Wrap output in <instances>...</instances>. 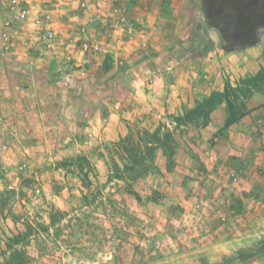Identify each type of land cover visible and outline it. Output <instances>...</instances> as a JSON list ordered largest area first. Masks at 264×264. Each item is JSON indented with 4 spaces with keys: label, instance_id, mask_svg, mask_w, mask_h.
<instances>
[{
    "label": "rangeland",
    "instance_id": "obj_1",
    "mask_svg": "<svg viewBox=\"0 0 264 264\" xmlns=\"http://www.w3.org/2000/svg\"><path fill=\"white\" fill-rule=\"evenodd\" d=\"M176 1L177 20L191 23L181 22L176 28L178 63V57L186 58L184 54L193 47L192 36L211 35L205 26L203 0ZM83 3L79 0L70 9L72 15L68 14L84 25L80 30L74 27L63 43L57 40L54 27L51 43L42 38L48 26L43 25L42 32L20 27L19 32L27 33L37 51L39 41L54 50L53 70L36 80L56 86L39 89L38 96H56L61 103L69 100L75 108L99 116L100 133L95 138L77 132L69 138L59 132L40 137L36 136L40 126L33 131L22 127L10 150L3 144L12 139L0 128L2 264H224L232 259L264 258V234L254 235L252 229L253 210L264 204V141L258 139V122L251 119L248 132L243 133L236 121L232 133L225 135L229 126L222 124L212 132L205 129L203 114L189 113L196 103L182 109L179 104L173 109L155 106L150 79L139 87L132 81V77H143L136 67L142 59L114 54L107 42L88 36L83 16L76 14L88 11V3ZM15 28L9 29L13 42L16 35L22 36L14 35ZM85 41L91 46L83 52ZM12 65L10 58L0 57V67H8L9 72L0 74V82L26 83L28 77L19 78ZM171 77L157 88V94L162 88L165 95L170 92ZM249 77L225 76V83L235 89L231 94L235 115L249 113L250 96L264 90V76L245 84L243 80ZM9 92L0 89L4 97ZM13 93L26 95L20 89ZM110 105L115 107L117 124L124 127L115 139H106L104 134L108 122L114 120ZM145 129L161 130L162 144L141 166L125 170L122 156L126 152L119 145L120 138L131 134L137 142L138 133L146 137ZM165 131L168 139L163 138ZM242 236L250 240L245 249L220 246ZM218 254L222 259L213 260Z\"/></svg>",
    "mask_w": 264,
    "mask_h": 264
},
{
    "label": "crops",
    "instance_id": "obj_2",
    "mask_svg": "<svg viewBox=\"0 0 264 264\" xmlns=\"http://www.w3.org/2000/svg\"><path fill=\"white\" fill-rule=\"evenodd\" d=\"M48 1L50 3L44 12L49 13L52 21L51 26L57 33V40L63 43L73 32L74 27L78 29L80 25H84L81 19H78L76 23L70 17L71 10L77 7L79 0ZM80 1L87 2L89 5L88 11L84 14L76 11L77 17L80 18L82 15L81 18L88 26V36L94 40H100L99 42L102 44L107 42L106 47L114 54H124L123 56L126 57L142 59L136 67H140L143 77L138 80L132 77V81L139 87L145 79H150L151 86L154 88L151 91V98L153 104L159 108L173 109L178 104L181 109L186 106L191 107L196 101L201 100L212 91H222L225 86L226 74H229L231 78L252 76L264 67V40L258 45L248 47L237 48L228 44L223 45L220 33H214L215 29L208 28L205 15V26L211 38L207 33L192 36L189 41L193 47L184 54L186 58L179 56V61L176 63V41L180 40L176 28L178 29L181 22L191 24L185 19L177 20L178 2L176 0ZM29 3L35 6V10L44 6L42 0H29ZM65 14L66 16H64ZM33 17V15L30 16L29 20L31 21ZM20 25H16L14 35L20 31V27L25 29V24ZM43 25L46 26L45 23ZM43 25L38 26L30 23L26 27L31 26L33 30L36 29V32H42ZM6 31L0 16V57L10 58L13 63V72L19 75V78L22 77L21 75H26L28 79L25 81L26 83L16 80L0 82V89L10 91L7 97L0 94V128L6 138L12 139L10 144H3L4 148L13 150V145L19 139L24 128L33 131L38 126H40L38 129L40 134L36 136L40 137H44L45 133L58 135V132L60 136L67 138L74 136L76 132L89 133L93 138L97 137L100 133L99 116L90 111L75 108L74 104L69 103V100L61 103L58 98L55 99L56 96L49 97L48 95L45 98L38 96L39 89L45 87L53 89L56 86L53 82L41 83L36 80V76L38 78V75H47L53 70V66L56 65L53 60L54 50L47 48L43 41H39L40 45L36 48H40V51H37L32 44L29 45L28 41L31 39L27 38V33L24 31L19 32L22 36H15L17 40H14L13 46L10 48L7 44L8 37L5 36ZM9 33L12 34V31L9 30ZM137 43L140 45H136ZM228 46L233 48H228ZM49 62L52 63V66ZM7 68L6 66L0 67V74H8ZM130 70L133 74L136 72L134 67H131ZM170 76H172L170 92L165 95L162 88L160 95L157 94V88H161L160 85L167 82ZM17 89L22 90L28 96L34 95V97L26 95L18 97L13 93V90ZM248 105L250 112L236 122L237 126L230 125L225 130V135L228 132L232 133L235 126L243 130V133L248 132L247 124L251 119L258 122L259 129L264 131V127L261 125L264 124V117L261 116V110L264 108V90L253 92ZM148 106L152 108V105L148 104ZM109 110L110 117H114L112 118L114 120L108 122L104 134L106 139H115L124 132V127L122 124H117L115 120V107L110 105ZM226 110V102L219 103L211 111L205 129H210L212 132L218 130L224 124ZM219 116L220 118H218ZM261 131L257 133L260 136L258 139L264 141V134ZM253 212L252 217L255 218L252 222L253 233L262 235L264 234V204L258 205ZM237 240L230 239L228 242L221 243L220 246L226 249L234 247L242 250L250 242L244 236ZM218 258L221 260L222 255L218 254V257L215 256L213 260H218ZM260 263L264 264V258H256L251 261L232 259L227 260L224 264Z\"/></svg>",
    "mask_w": 264,
    "mask_h": 264
},
{
    "label": "trees",
    "instance_id": "obj_3",
    "mask_svg": "<svg viewBox=\"0 0 264 264\" xmlns=\"http://www.w3.org/2000/svg\"><path fill=\"white\" fill-rule=\"evenodd\" d=\"M203 4L208 28H214L220 32L228 45L237 48L248 47L258 45L264 40V0H203ZM263 76L264 67L243 82L251 84L262 79ZM231 86L226 82L222 91L214 90L201 100L196 101L197 105L190 109L189 113L203 114L205 124H208L211 111L219 103L225 101L227 117L224 127L235 123L244 113L239 115L234 113L235 106L231 94L235 89ZM143 132L146 137L138 133L137 142L134 141L131 134L120 138V144H118L126 152V156H122L125 170H133L135 167L141 166L151 158L154 150L162 144L161 130L150 132L145 129ZM163 138L168 139L169 132L165 131ZM112 162L118 168V162L115 158H112ZM116 174V177L119 176V173ZM0 264H2L1 261Z\"/></svg>",
    "mask_w": 264,
    "mask_h": 264
},
{
    "label": "built area",
    "instance_id": "obj_4",
    "mask_svg": "<svg viewBox=\"0 0 264 264\" xmlns=\"http://www.w3.org/2000/svg\"><path fill=\"white\" fill-rule=\"evenodd\" d=\"M44 6L35 10V6L32 3H29V0H0V16L2 17V24L4 28L7 29L5 36H7V41L10 44H13V41L10 39L9 29H13L16 25H28L34 23L37 25L46 24L45 30L43 31L42 38L43 40L51 43L54 38L53 26H51V17L47 11V5H49L48 0H42ZM86 3H83L85 5ZM34 16L30 21V16ZM28 41V40H27ZM29 45L33 44V40L28 41ZM91 44L87 41L83 42L82 50L83 52L87 51L90 48ZM96 48L98 45L95 46ZM39 191V189H38Z\"/></svg>",
    "mask_w": 264,
    "mask_h": 264
},
{
    "label": "water",
    "instance_id": "obj_5",
    "mask_svg": "<svg viewBox=\"0 0 264 264\" xmlns=\"http://www.w3.org/2000/svg\"><path fill=\"white\" fill-rule=\"evenodd\" d=\"M220 39H221V42H222L223 45H226L227 44L226 41L221 36V34H220ZM228 48H233V47L228 46Z\"/></svg>",
    "mask_w": 264,
    "mask_h": 264
},
{
    "label": "flooded vegetation",
    "instance_id": "obj_6",
    "mask_svg": "<svg viewBox=\"0 0 264 264\" xmlns=\"http://www.w3.org/2000/svg\"><path fill=\"white\" fill-rule=\"evenodd\" d=\"M205 20H206V15H205ZM214 29V28H213ZM216 31V33H220V32H218L217 30H215Z\"/></svg>",
    "mask_w": 264,
    "mask_h": 264
}]
</instances>
